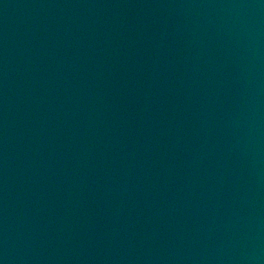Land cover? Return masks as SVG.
<instances>
[{
	"label": "water",
	"instance_id": "obj_1",
	"mask_svg": "<svg viewBox=\"0 0 264 264\" xmlns=\"http://www.w3.org/2000/svg\"><path fill=\"white\" fill-rule=\"evenodd\" d=\"M0 264H264V0H0Z\"/></svg>",
	"mask_w": 264,
	"mask_h": 264
}]
</instances>
